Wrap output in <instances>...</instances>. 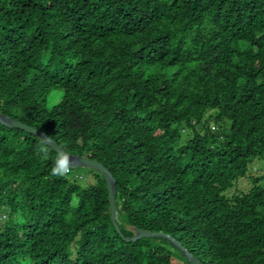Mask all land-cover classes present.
<instances>
[{"label": "trees", "instance_id": "trees-1", "mask_svg": "<svg viewBox=\"0 0 264 264\" xmlns=\"http://www.w3.org/2000/svg\"><path fill=\"white\" fill-rule=\"evenodd\" d=\"M0 115L102 164L125 238L264 264V175L226 194L264 166V0H0ZM41 141L0 124V264H173Z\"/></svg>", "mask_w": 264, "mask_h": 264}, {"label": "water", "instance_id": "water-1", "mask_svg": "<svg viewBox=\"0 0 264 264\" xmlns=\"http://www.w3.org/2000/svg\"><path fill=\"white\" fill-rule=\"evenodd\" d=\"M0 124L13 129H19L22 130L30 135H33L34 137L38 139H44L47 138L49 143V148L58 154V152H63L67 154L70 157V167L71 169L75 170L77 168H89L92 170H95L99 172L106 183V189L108 194V202H109V210H110V220L112 225L114 226L117 234L126 242H135L142 238H160L167 240L170 244H172L174 247H176L182 255L187 259L189 264H202L198 259H196L191 253H189L178 241L173 239L171 236L163 233H154V232H147L144 230H139L136 228H130V230L133 232V236L131 238H125L116 221V184L115 180L110 174V172L103 167L102 164L89 160L87 158L81 157V156H73L66 153L64 150H62L55 141H53L49 136H47L45 133L35 130L33 128H30L17 120L13 118H9L3 115H0Z\"/></svg>", "mask_w": 264, "mask_h": 264}, {"label": "rangeland", "instance_id": "rangeland-1", "mask_svg": "<svg viewBox=\"0 0 264 264\" xmlns=\"http://www.w3.org/2000/svg\"><path fill=\"white\" fill-rule=\"evenodd\" d=\"M60 97H61V94L59 92H56V91L52 92L48 96L47 101H46L47 109L56 105L60 101ZM185 135H186V133H185ZM183 138H185V136ZM181 143H183V140L181 141ZM262 175H264V166H263L262 161L261 160H254L252 162L251 166H249L246 177L239 179L235 183L233 188L230 189L229 191H227L226 194L228 196H232L233 194H235L237 192H243V193L248 192L252 187L250 180L253 178L261 177ZM70 179L75 181L76 183H78L81 187H86L88 185L95 184V180H94L93 176L88 172V169H86V168H77V169L73 170L72 175L70 176ZM5 219H6V216L3 215L2 220L4 221ZM128 229L130 230V228H128ZM166 246L172 252L173 264H185L182 257L180 256V255H182V253L176 247H174L172 245L175 248L174 249V248L170 247L169 245H166Z\"/></svg>", "mask_w": 264, "mask_h": 264}, {"label": "clouds", "instance_id": "clouds-1", "mask_svg": "<svg viewBox=\"0 0 264 264\" xmlns=\"http://www.w3.org/2000/svg\"><path fill=\"white\" fill-rule=\"evenodd\" d=\"M38 155H40L42 159L49 158V143L47 138L42 139L39 144ZM70 169V157L63 152H58L53 161L50 174L53 176L66 177L70 174Z\"/></svg>", "mask_w": 264, "mask_h": 264}]
</instances>
